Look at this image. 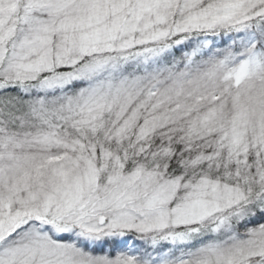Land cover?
I'll return each instance as SVG.
<instances>
[{
  "label": "snow or ice",
  "instance_id": "obj_1",
  "mask_svg": "<svg viewBox=\"0 0 264 264\" xmlns=\"http://www.w3.org/2000/svg\"><path fill=\"white\" fill-rule=\"evenodd\" d=\"M0 264H264V0H0Z\"/></svg>",
  "mask_w": 264,
  "mask_h": 264
}]
</instances>
